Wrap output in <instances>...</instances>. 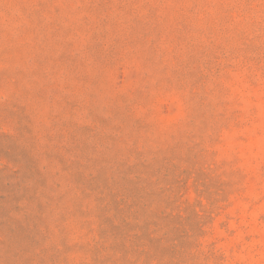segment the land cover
<instances>
[{
  "label": "rangeland",
  "instance_id": "rangeland-1",
  "mask_svg": "<svg viewBox=\"0 0 264 264\" xmlns=\"http://www.w3.org/2000/svg\"><path fill=\"white\" fill-rule=\"evenodd\" d=\"M0 264H264V0H0Z\"/></svg>",
  "mask_w": 264,
  "mask_h": 264
}]
</instances>
